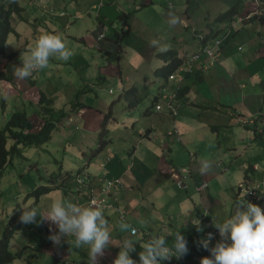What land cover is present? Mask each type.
Wrapping results in <instances>:
<instances>
[{
    "label": "crops",
    "instance_id": "0c3cea01",
    "mask_svg": "<svg viewBox=\"0 0 264 264\" xmlns=\"http://www.w3.org/2000/svg\"><path fill=\"white\" fill-rule=\"evenodd\" d=\"M139 1L143 4L138 5ZM59 3L57 0L44 2L46 6ZM63 3L67 4L68 12L66 42L70 38L82 48L68 47L74 54L66 64L58 67L60 72L68 73L61 83L66 94L59 99L62 108L53 107L50 118L56 117V112L60 110V121L71 134H79L78 142L84 139V134L80 133L89 130L93 135L90 141L95 140V143L98 134L94 136V133L107 108V101L96 96L93 90H84L80 94L86 99L92 98L91 101H83L89 104V108L86 105V109L72 116L66 104L73 99L75 92L81 91V87L88 83L100 89L107 78L112 85L140 82L142 75H146L150 82H158L160 78L151 72L154 66L161 63L156 55L158 51L174 48L178 54L190 53L198 43L193 31L204 33L211 23L216 26V32L219 31L222 23L212 21L214 15L230 5L236 6V17L240 21L229 27L228 42H225L220 61L209 64L204 58L197 59L194 68H199V79L193 81L187 74H182L181 79L176 77L166 82L169 89L175 88L181 81L189 84L188 90L175 99L176 113L171 115L163 109L145 111L148 103L145 97L130 109V116L121 125L110 117L106 123L113 128L112 134L108 132L111 138L105 140L94 155H98L99 171L84 173V178L88 177L92 186L100 184L98 177L101 175L119 176L124 184L123 189H116L113 194L115 202L124 210L125 218L119 217L113 210L104 211L112 244L117 246L110 245L98 264H112L124 239L134 241L135 251L129 255L139 261L140 246L146 241L144 238L140 240V235L136 233L142 230L155 236L168 234L169 243L177 231L185 236L188 254L179 260L173 257L161 264H200V258L210 253L198 245L199 232L190 220L185 222L184 210L194 208L191 218L197 217L206 229H214L213 222L228 218L237 202L232 185L243 177L246 168L249 169L248 164L259 161L264 155L263 142L258 138L246 140L242 125L231 113L233 108H237L242 114L259 112L264 116V86L261 83L264 80V56L259 48V39L264 35V7L255 0H63ZM90 10H93V18L111 23L108 35H113L118 26H123L125 32L115 34L119 37L116 47H113L114 42L105 38L97 46L93 44V18L90 20L86 16ZM121 11L131 12L120 24V18L116 16ZM81 14L91 23V28L84 29L77 21ZM75 17L78 18L72 23ZM230 40L241 44V47L235 49ZM153 41L156 43L153 44ZM85 47L95 49L90 62L83 58ZM88 53L91 54L89 50ZM56 104L54 100L53 106ZM92 106L94 109H91ZM173 123L179 141L163 134ZM143 128L148 129L147 134L138 137ZM244 143L246 145L243 146ZM70 145L68 143L67 146ZM83 147H88V144ZM191 151L194 156L189 160L188 152ZM202 159L212 162L211 169L204 174L199 171ZM172 165L179 166V171L181 167L185 170L188 167L189 171H181L175 176L169 172ZM79 175L82 176L81 173ZM251 175L255 177L252 181L261 178L259 171L251 172ZM177 178H181L185 186H177ZM203 182H206V187L197 190L196 186ZM65 183L71 193L67 195L62 190L59 199L65 197L72 200L78 183L70 172ZM203 196L210 203L204 202ZM261 208L264 209V202ZM205 211L208 215L204 214ZM122 222L129 228L135 226L136 233H131L129 229L121 231L119 224ZM44 232L42 236L36 228L35 238L38 240L30 244L38 247L43 264H48L47 260L54 256L80 264H94L86 248L75 247L71 237L66 238L68 242L57 246L48 238L47 226ZM217 234L210 241V246L220 240L219 232ZM46 248L48 254L43 255Z\"/></svg>",
    "mask_w": 264,
    "mask_h": 264
},
{
    "label": "clouds",
    "instance_id": "9594fccd",
    "mask_svg": "<svg viewBox=\"0 0 264 264\" xmlns=\"http://www.w3.org/2000/svg\"><path fill=\"white\" fill-rule=\"evenodd\" d=\"M38 1L41 5H43V7H45L46 5L44 2L51 0ZM141 4H143V1L138 2V5ZM168 6H171L170 2L168 3ZM46 7H49V10L45 11L44 13L48 15L49 19L51 14L54 12L50 9V6ZM130 12H126L127 15ZM82 15L83 14L80 16ZM12 18L10 20H12ZM18 19L24 22L20 18ZM121 21L124 22V18H121ZM173 22H175V17H173ZM231 22H233V20H231ZM208 25L209 23L207 26ZM222 25H224V23H222L221 26ZM210 30L213 31L210 36H220V39L216 42V46L218 47L215 49V51L212 52L210 48H206L205 46H201L199 50L195 47L190 53L184 54L185 58L181 65L174 71L170 72L166 79L155 76L160 78V80L158 82H150L147 86L146 94L140 99L141 101L145 99V97L148 98V103L144 110L147 108L153 111L163 109L171 115H174L176 113L175 99L178 97L176 95L175 88L177 86H181L184 83L187 84V81H181L175 88H170L171 90L167 87L166 82L176 77L181 79L182 74H187L189 78H191L193 81H196L197 79H194V73L197 69L194 68V63L197 61V59L204 58L209 64H213L215 61H220L224 53L223 47L226 45L225 42H228L227 35L229 34V29H223L221 27L220 30L216 32V26L211 23L208 26L207 31L204 33L206 34ZM65 31L66 30L61 32L62 38L64 39H66ZM204 33L193 31V34L197 37V39L202 38ZM35 36L36 37L33 40V44L20 54L19 59L21 63L19 65H13V73L18 79L28 81L26 78L31 79L30 77L34 72L38 76L37 71L46 69L51 59L54 60L55 63H58V66H60L62 64H66L74 54L68 48L64 40L59 35L53 34V32L48 33L45 30L39 29L37 30ZM25 39L27 41L24 44V47H26L29 43V38ZM92 39L94 41L93 44L95 43V46H97V44L103 40L102 36L94 34H92ZM205 40H203V42ZM229 42L238 45V48L241 47V44H238L234 40H230ZM152 43L155 44L156 42L153 41ZM24 47H21V50L24 49ZM259 48L260 53L264 56V35L259 39ZM32 80L37 81V79ZM0 81L9 82L11 84L10 81H5L2 79H0ZM35 83L36 82H34V84ZM152 83H156L158 85L155 91L151 90ZM188 88L189 86L187 87V90ZM38 89L41 90L40 88ZM75 93L71 103H69L70 109H73L72 103L75 101L76 96L80 94L79 91H77V94ZM51 100L52 99L50 98V101ZM83 103L84 102L76 101L75 105H84ZM47 113L48 112L45 111V116ZM56 113L58 114V111ZM231 113L242 125L246 140L258 138L264 144V136L261 135V131L264 129V116H262L261 113L258 112L247 115L240 113L238 109L236 112H234V108L231 110ZM47 116L50 117V113ZM57 117L59 118V114ZM55 121V126L58 125V123H61L60 120L58 122ZM249 131H251L253 135L251 138H249L247 135ZM106 132L108 131L106 130ZM163 134L167 136V138L173 136L177 141L180 140L174 123L172 124L171 128L165 130ZM106 137V140L111 138L109 135H106ZM97 139L99 140V134L97 135ZM97 146L98 141L93 145L91 157L96 154L98 149L96 148ZM211 167L212 162L210 160L202 159L199 161V171L201 174L208 172ZM248 168L249 169L246 168L244 171L245 173L243 177L232 185L234 192L233 195L236 194L234 197L238 200L234 205L232 213L222 222H213L214 229H206L205 226H202L201 221L197 217L191 218L194 208H188L184 210L183 214L186 218L185 222L190 220L197 232H199L197 235L200 238L197 242L198 245L210 253L209 256L200 258V264H264V209L261 208V203L264 202V157L257 162H251L248 164ZM181 170H185V167H182ZM81 171L82 168L76 171L74 174L70 173L73 176V179L78 183L77 188L74 189L76 193L72 200H68L65 197L52 200L48 206L47 212L44 214L38 213V211L33 208L34 205L31 202V206L22 208L23 210L21 212L20 220L24 224H38L44 221L49 222L51 225L55 226L54 229L58 230L54 232V229H50V231L48 230L50 234L48 238L54 245L59 246L64 241L68 242L66 238L71 237L72 243L75 245V247L86 248L90 260H92L94 264H98L99 259L104 255L105 250L110 245L117 246L112 244V235L108 226L109 222L104 215V211L113 210L116 215L121 218H125L124 210L121 208L118 202H115V196L113 194L116 189H123L124 184L122 178L119 176L101 175L98 177L100 184L97 186H92L88 182V177L84 178V173ZM254 171H259L261 178L252 181V179H255V177L251 175V172ZM169 172L173 174L172 166L169 168ZM79 173H81L82 176L79 175ZM68 175L69 172L66 174L65 171L63 172V175H59L58 173L55 175L58 177L57 182L53 180L51 185L44 186L51 187L50 189L58 188L61 192L60 194L62 195V188L56 185L61 183L67 187L65 180ZM175 184L180 187L185 186V182H183L181 178L175 179ZM206 185V182L199 183L196 188L197 190H200L205 188ZM36 186H33L32 189ZM244 186L246 188L247 186H250L253 192L247 193L248 191H245ZM50 189L38 195L33 193L35 195L34 201H39L40 196L50 192ZM64 192L67 193V195L70 194L69 191ZM25 205L27 204H23V206ZM204 214L208 215L206 211ZM38 217L39 220L37 219ZM119 228L121 231L129 229L131 233H136L135 226H131L129 228V225L123 222L119 224ZM208 231L211 233L207 234ZM218 232L220 240L214 245L210 246V241L213 237H217ZM41 233L43 236L46 232L43 231ZM136 234L140 235V237H138L140 240L144 238L146 241L140 246L141 251L138 253L139 261L133 259L129 255L130 252L135 251L133 243L134 241L130 239H124L118 246L120 250L113 258L112 264H161L162 261H170L173 257L179 260L188 254L189 249L187 240L180 231L175 233L174 239L171 241V243L168 241V234L155 236L144 230ZM37 240V238H34L33 243L26 242V244L34 252V256H31V259L34 262L40 259L43 260L38 247L30 245L35 244ZM54 258H58L59 261H64L69 264H80L77 261L63 259L57 256L49 258L47 260L49 261L48 264H50ZM90 260L88 262H91Z\"/></svg>",
    "mask_w": 264,
    "mask_h": 264
},
{
    "label": "rangeland",
    "instance_id": "374dc122",
    "mask_svg": "<svg viewBox=\"0 0 264 264\" xmlns=\"http://www.w3.org/2000/svg\"><path fill=\"white\" fill-rule=\"evenodd\" d=\"M35 1V3L40 7V2L38 0ZM19 2L24 6V10L27 13L32 12L33 8L30 6L31 0H19ZM39 10L41 11L40 8ZM12 15L13 18L10 21V24L12 23V26L15 28L17 33L14 35L12 33L9 34L6 44L9 52L14 51L13 53L15 58L21 62L19 59L20 54L33 44V40L36 37L35 34L37 33L36 27L38 26L31 25L32 23L30 22L24 23L18 19L19 17L16 14L13 13ZM41 15L44 20L48 19V15L44 12H41ZM86 16L88 19L92 20L93 10H90ZM80 17L84 29L89 28L91 23L88 22L87 18H84L83 16ZM44 24L49 25L47 29L48 33L53 32V34L59 35L62 38L61 32L58 31L60 24L56 19L46 21ZM28 29L31 30V33H28ZM25 38H29V43L26 47H24V44L27 41ZM62 39L68 47H78L81 50V45H77L76 41L69 38L66 42V39ZM21 47H24V49L21 50ZM88 50L91 52V54L88 53ZM71 51L74 53L73 50ZM83 52H85L82 54L83 58L90 62L92 54L95 53V49L94 47H85ZM50 63H52V59L50 60L49 64ZM58 67V63H55L53 66H48L46 69L37 71L38 76L34 72L30 78L37 79L38 83L36 82L35 84L26 80L18 79L16 76H14V78L10 81L11 84L9 82L0 81V129H2L10 111L17 108L15 107L17 105L18 108H23L26 111L31 121H39V117L41 115H37V113H35L36 109H38L40 113H45V110H43L39 105H37L35 108L37 102L36 100L40 93L38 88H40L42 91L45 90L46 93H44V95L46 94L50 96V98L54 99L55 103L57 104L53 106L54 100L50 102L44 101L43 103L46 102L45 104L50 108H62L59 99H62L66 93L64 92V86L61 83L63 77H66V74L68 73H65L64 71L60 72ZM46 74L47 77H45ZM72 77H74V75H72ZM157 86L158 85L156 83H152L151 90L155 91ZM102 88L103 95L110 96L106 100L107 102L110 100V98L116 97L117 91L115 90V87L109 82V78H107V81L102 84ZM108 88L113 90L112 94L107 92ZM75 94H77V92ZM91 100L92 98L86 99L82 94H80L76 96L72 106L76 101L83 102ZM69 103H71V101L67 102L66 108L72 116H76L78 111L86 109V105L89 108V104H76L77 106H75L74 109H70L68 108ZM91 109H94V106H92ZM124 110L125 113L120 116L124 121H126V119L130 116V109ZM59 112L60 110H58V114ZM87 115L88 113L85 114V117ZM59 120L60 118H58L55 122H58ZM61 125L62 127L58 128V126ZM63 125L64 124L62 122L58 123V125L52 129L50 138L47 141L39 144L33 143L22 146L21 154H13L11 160L6 162L5 165L0 168V234L2 228L4 227V223L7 221L8 216L12 213L16 206L22 207L23 204L30 205L32 202L34 205L33 208L36 209L38 213L44 214L47 212L50 202L60 198V190L58 188H52L50 189L51 192L49 194L40 196L39 201L35 202V195L31 192L27 193V191H30L33 186L38 184L51 185L53 180L56 182L58 181V177L55 175L58 173L59 175H63L64 171H68L71 174H74L81 168H83L81 171L82 173L88 171L89 173L93 174L99 171L100 166L98 167V155L91 157V152L95 143V140L92 142L90 141L91 136H93L91 131L87 130L80 133L81 135L84 134V139L78 142L80 139L79 134H71L65 129V126ZM106 127V130L109 132V134H112L113 128L111 125L109 126L106 123ZM96 134L97 132L95 131L94 136H96ZM10 143L11 138L6 137V147H8ZM68 143H71V145L67 146ZM87 144L88 147H83ZM132 145L133 144H131V146ZM244 145L246 144L244 143L243 146ZM203 198L204 202L210 203V200L207 197L203 196ZM37 219L39 220V217ZM45 226L48 227L49 231L50 229L53 230L55 228L54 225L44 221L38 224H22L19 228L11 233L9 238L10 249L23 251L20 256H17L12 260V264H24L25 259L23 255L28 253L30 248L23 247V244L26 242L33 243L36 228L43 232ZM47 254L48 249L46 248L43 251V255ZM29 259L31 260L30 264L43 263V260L41 259L34 262L31 259V256H29ZM63 259L67 258L64 257Z\"/></svg>",
    "mask_w": 264,
    "mask_h": 264
},
{
    "label": "trees",
    "instance_id": "16d2710c",
    "mask_svg": "<svg viewBox=\"0 0 264 264\" xmlns=\"http://www.w3.org/2000/svg\"><path fill=\"white\" fill-rule=\"evenodd\" d=\"M56 1V0H52ZM60 2L59 4H55L53 6H50V9L54 12L51 14L50 18L47 20H44L41 12H45L49 10V7H43V5L40 4V7L35 3V0H31L30 6L33 8L31 13H27L24 10V6L20 4L19 0H0V79L5 81H11L14 78L13 73V65H19L21 62H19L17 59H15L14 53L9 52L7 49L6 40L9 34L17 33V31L13 28L12 23L10 24V19L12 18V14H16L20 19H22L25 23L30 22L31 25H37V30H45L47 31L49 25L44 24L46 21H49L51 19H56L57 22L60 24V28H58L59 32H63L66 30V26L68 25V12H67V4L63 3V0H57ZM257 1V4L261 7H264V0H255ZM135 3V2H134ZM55 7V8H53ZM41 9V11L39 10ZM236 6L230 5L225 10L217 13L212 18V21H219L220 23H224L221 27L223 29H229V27H233L232 25L235 24V22L240 21L236 17ZM128 13V12H127ZM126 12L121 11L117 14V18H120V24H121V18H124L127 15ZM78 17H75L71 22L73 23ZM80 22H79V20ZM77 21L82 24L81 17L78 18ZM252 17L249 18L251 20ZM233 20V22H231ZM69 22V23H71ZM43 24V25H42ZM208 24V23H207ZM92 32L94 35L102 36V39H108L111 42H114V46L116 47V44L119 42V37L115 34H118L120 32H125L123 26H118L115 30V33L113 35H108L107 32L109 28H111V23L109 21H98L96 18H93V25H92ZM31 33V30L28 29V33ZM212 30H210L208 33H204L203 37L198 39V43L196 45V48L199 50L201 46H205L206 48H210L212 52L215 51V49L218 47L216 46V42L220 39L219 35L210 36L212 34ZM206 39V40H205ZM200 40V41H199ZM203 40H205L203 42ZM235 49H239L238 45L234 44ZM225 49V47H223ZM161 60V64L153 67L151 70L152 74L154 76L161 77L162 79H166L168 74L177 67L181 65L183 62L185 55L184 54H178L174 48H166L161 51H158L156 53ZM218 61H215L216 63ZM213 63V64H214ZM55 64V61L52 60V63H50L48 66H53ZM199 68L195 70L194 73V79L200 78ZM43 74V73H42ZM47 77V74L46 76ZM142 80L140 82L133 81L129 83L128 85H112L115 87V90L117 91V95L114 98H110V100L107 102V108L105 111H103V115L101 119L98 122V134H99V140H98V146L96 148H99L101 144L107 139L106 135L108 136V132H106V122L107 120L113 116L115 117L114 120L118 121L117 123L119 125L122 124L123 118H121L120 115L124 114L123 109H131L135 107L140 99L146 94L147 86L150 83V80L147 79L146 75L141 76ZM30 83H34L37 81H34L32 79L26 78ZM41 79V77H40ZM110 82V79H109ZM38 83V82H37ZM105 83V81H104ZM262 85L264 86V80H261ZM188 84V82H187ZM186 83L182 84L181 86H177L175 88L176 95L178 97L182 96V93L187 89L189 84ZM89 90L94 92L96 96L100 97L102 100H107L110 96L103 95L102 92V85L100 89L97 87H92L89 83L85 86L81 87L80 93L84 90ZM39 97L37 98V102L35 105V108L37 105L41 106V108L45 111H47V115L53 111V107L47 106L45 103L50 102V96L44 95V91L39 90ZM107 92L112 94L113 90L108 88ZM107 98V99H105ZM46 101L45 103H43ZM84 104V103H83ZM17 108L10 111L8 117L5 120V123L3 124L2 129H0V168H2L6 162L10 161L13 154L20 155L21 154V148L25 145L30 144H39L47 141L50 137V133L52 129L55 127L54 121L58 118V114L54 118H50L49 116H45L44 114H41L38 109H36L35 113L40 114L38 122H33L28 117L26 111L23 108H18V106H15ZM75 108V104L73 105V109ZM145 111H149V108L145 109ZM237 111V108H234V112ZM254 116V115H252ZM74 121H72L73 124ZM36 123V124H35ZM118 125V126H119ZM213 127V126H212ZM211 127V128H212ZM131 128V127H130ZM128 128V129H130ZM138 130V129H136ZM147 128H143L140 130L138 137L145 136L147 133ZM6 137L11 138V143L8 147L5 145ZM96 150V149H94ZM93 150V151H94ZM194 156V152H188V158L191 160ZM264 157V155H263ZM182 168V167H181ZM180 168V170H181ZM188 172L189 168L187 167V170H181ZM181 171H179V166L174 167L172 165V172L175 176H178L181 174ZM66 174H68V171H65ZM263 184V183H260ZM264 185V184H263ZM55 186V185H54ZM56 186L61 187L63 191H69L68 186L65 187L63 184L58 183ZM51 187H47L44 185H38L34 187L32 190L27 191L34 193L35 195H38L42 192H45L49 190ZM70 192V191H69ZM71 193V192H70ZM234 194L233 196H235ZM241 198V197H240ZM237 200V199H236ZM238 201V200H237ZM26 206L31 205H25L22 207L16 206L12 213L8 216L7 221L4 223V227L2 228L1 234H0V264H12V260L20 256V254L23 253L22 250H11L9 247V238L13 231H15L17 228H19L22 224L20 220L22 208ZM23 247H29L26 243L23 244ZM30 248V247H29ZM29 256H34V252L30 248V251L23 255L25 262L24 264H30ZM50 264H69L64 261H59L58 258H54Z\"/></svg>",
    "mask_w": 264,
    "mask_h": 264
},
{
    "label": "built area",
    "instance_id": "2783aa9c",
    "mask_svg": "<svg viewBox=\"0 0 264 264\" xmlns=\"http://www.w3.org/2000/svg\"><path fill=\"white\" fill-rule=\"evenodd\" d=\"M247 135L249 138H251L253 136L251 131H249ZM261 135L264 136V129L261 131ZM244 189H245V191H248L247 193L253 192L250 186H247V188L244 186ZM208 233H211V232L208 231L207 234Z\"/></svg>",
    "mask_w": 264,
    "mask_h": 264
}]
</instances>
